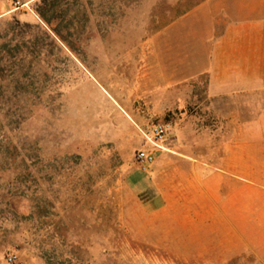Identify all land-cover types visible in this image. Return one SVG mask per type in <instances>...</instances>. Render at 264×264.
<instances>
[{
  "label": "rangeland",
  "instance_id": "1",
  "mask_svg": "<svg viewBox=\"0 0 264 264\" xmlns=\"http://www.w3.org/2000/svg\"><path fill=\"white\" fill-rule=\"evenodd\" d=\"M208 1L0 0V264H264L263 189L248 216L154 213L127 180L155 123L173 149L193 121L161 62L208 38Z\"/></svg>",
  "mask_w": 264,
  "mask_h": 264
},
{
  "label": "crops",
  "instance_id": "2",
  "mask_svg": "<svg viewBox=\"0 0 264 264\" xmlns=\"http://www.w3.org/2000/svg\"><path fill=\"white\" fill-rule=\"evenodd\" d=\"M205 8L208 38L193 56L181 51L161 62L164 79L183 95L179 106L197 110L193 121L185 116L177 145L127 180L138 196L150 194L143 202L154 213L175 194L211 208L232 195L224 204L236 202L242 213L245 206L248 216L251 184L264 190V0H209L199 10Z\"/></svg>",
  "mask_w": 264,
  "mask_h": 264
},
{
  "label": "built area",
  "instance_id": "3",
  "mask_svg": "<svg viewBox=\"0 0 264 264\" xmlns=\"http://www.w3.org/2000/svg\"><path fill=\"white\" fill-rule=\"evenodd\" d=\"M171 130V123L162 121L155 123L150 132L145 133L147 140L154 147V149H140L137 152V159L143 169H147L148 165L155 161L156 152L158 150L163 151L168 149L165 145Z\"/></svg>",
  "mask_w": 264,
  "mask_h": 264
}]
</instances>
